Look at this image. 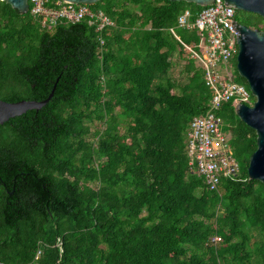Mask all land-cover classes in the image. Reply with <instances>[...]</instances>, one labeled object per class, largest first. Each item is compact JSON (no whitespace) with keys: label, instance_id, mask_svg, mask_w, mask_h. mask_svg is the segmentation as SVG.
<instances>
[{"label":"trees","instance_id":"1","mask_svg":"<svg viewBox=\"0 0 264 264\" xmlns=\"http://www.w3.org/2000/svg\"><path fill=\"white\" fill-rule=\"evenodd\" d=\"M185 5L193 19L184 0H97L111 20L97 30L40 27L0 0V98L42 99L55 79L0 124V264H264L255 133L232 100L216 113L237 172L208 189L188 163L185 128L210 90L202 31L176 25Z\"/></svg>","mask_w":264,"mask_h":264},{"label":"built area","instance_id":"2","mask_svg":"<svg viewBox=\"0 0 264 264\" xmlns=\"http://www.w3.org/2000/svg\"><path fill=\"white\" fill-rule=\"evenodd\" d=\"M27 11L40 27L55 24L57 21L73 22L85 20L95 29L110 25V18L100 9L85 3L66 0H27ZM235 9L224 4L223 0H212L201 6L190 19V10L182 9L176 16V25L195 27L204 37L199 41L201 52L194 55V61L203 71L204 84L210 90L209 106L203 113L195 114L188 120L184 132L188 163L201 176L208 189L216 188L222 176L233 175L238 163L228 144V135L219 133L218 124L222 121L216 113L217 107L228 100L251 104L248 88L231 78L234 71L237 50L236 32L231 27ZM217 236H211L216 240Z\"/></svg>","mask_w":264,"mask_h":264},{"label":"water","instance_id":"3","mask_svg":"<svg viewBox=\"0 0 264 264\" xmlns=\"http://www.w3.org/2000/svg\"><path fill=\"white\" fill-rule=\"evenodd\" d=\"M4 1L20 14L27 11V0ZM66 1L91 5L97 0ZM184 1L203 6L212 0ZM223 3L231 5L234 9L256 13L264 19V0H223ZM230 24L236 32L235 70L238 75L244 78L248 90L254 97L249 105L242 102L233 105L237 117L252 128L255 133V148L248 156L246 173L248 178L257 179L264 186V29L248 27L236 19ZM54 81L47 95L42 99L6 101L0 98V124L26 109L41 107L52 95L55 86Z\"/></svg>","mask_w":264,"mask_h":264},{"label":"rangeland","instance_id":"4","mask_svg":"<svg viewBox=\"0 0 264 264\" xmlns=\"http://www.w3.org/2000/svg\"><path fill=\"white\" fill-rule=\"evenodd\" d=\"M94 4H91V5H94ZM184 8H188V6L185 5ZM234 18L237 21H239V22H241L243 24H245V21H249V23L251 22L252 25L255 24L256 26H262V27H264V19L261 16H259L258 14H256V13H252V12H248V11H244V10H240V9H235ZM234 67H235V63H234ZM176 68H177V64H175L173 66V70H174L173 72H176ZM230 76H231V78L233 80L237 81L236 80V73H235V71H231L230 72ZM253 98L254 97L252 95H250L249 101L252 102ZM223 127H224V123H223V121H221L218 124V131H219V133H222V134L225 133ZM241 164L242 163L240 161H238V165L241 166Z\"/></svg>","mask_w":264,"mask_h":264}]
</instances>
